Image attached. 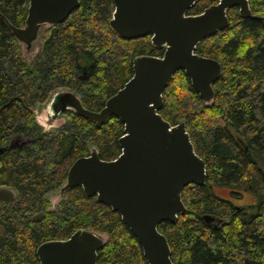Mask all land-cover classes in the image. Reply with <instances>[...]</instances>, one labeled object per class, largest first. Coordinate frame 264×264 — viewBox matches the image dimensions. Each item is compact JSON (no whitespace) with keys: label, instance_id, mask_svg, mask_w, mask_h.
<instances>
[{"label":"trees","instance_id":"obj_1","mask_svg":"<svg viewBox=\"0 0 264 264\" xmlns=\"http://www.w3.org/2000/svg\"><path fill=\"white\" fill-rule=\"evenodd\" d=\"M210 2L199 0L187 14L201 13ZM249 7L252 18L230 9L228 26L197 46L196 54L221 65L210 105L182 70L163 92L159 114L171 125L185 122L206 166L205 184H190L181 193L186 212L173 224L158 225L176 264H264V0H249ZM27 8L28 0H0V264H39L41 243L65 240L78 229L106 237L97 264H147L120 216L80 187L66 191L56 211L47 199L90 148L102 160L118 157L122 122L112 116L96 124L66 112L60 127L44 132L34 110L65 88L98 112L132 77L135 56L160 57L163 51L152 47L149 36L117 37L108 26L112 0H79L62 23L41 32L40 50L28 61L1 18L21 27ZM81 53L92 60L86 73L78 62ZM22 139L24 145L12 146ZM218 187L234 199L250 193L253 210L217 196Z\"/></svg>","mask_w":264,"mask_h":264},{"label":"water","instance_id":"obj_2","mask_svg":"<svg viewBox=\"0 0 264 264\" xmlns=\"http://www.w3.org/2000/svg\"><path fill=\"white\" fill-rule=\"evenodd\" d=\"M108 22L120 39L150 36L161 57L138 55L132 59V77L98 112L87 110L76 92L60 88L52 92L36 123L44 132L60 127L65 112L96 124L111 116L123 124L118 139L120 155L102 160L96 148L76 159L58 190V201L73 187L116 212L138 241L147 264H176L166 237L159 232L162 222L171 224L186 212L181 193L184 187L203 186L206 166L196 154L183 120L171 125L159 114L163 92L173 75L182 70L205 105L214 99L213 84L220 78L218 61L196 54L206 38L224 30L228 11L238 9L241 18H252L249 0H211L201 13L187 15L199 0H112ZM79 0H28L23 26L1 18L11 31L26 60L40 50V34L62 23ZM65 120V119H64ZM106 237L90 229H78L65 240H50L36 248L39 264H97V252Z\"/></svg>","mask_w":264,"mask_h":264},{"label":"flooded vegetation","instance_id":"obj_3","mask_svg":"<svg viewBox=\"0 0 264 264\" xmlns=\"http://www.w3.org/2000/svg\"><path fill=\"white\" fill-rule=\"evenodd\" d=\"M211 1V0H210ZM215 2H210V5L211 4H214ZM188 13V12H187ZM188 15V14H187ZM150 37V36H149ZM162 51H163V49H162ZM161 57V56H160ZM91 57L90 56H87V55H84L83 53H81V54H79V56H78V62H79V64L82 66L81 68L83 69L82 71L84 72V73H86V71L88 70V68L91 66ZM38 106V105H37ZM66 113V112H65ZM65 113H63L62 114V116L61 117H64V114ZM36 114H35V110H34V116H35ZM112 117V116H111ZM52 130H54V129H52ZM52 130H50V131H52ZM49 131V132H50ZM24 140L22 139V140H16V141H14L13 143H12V146L13 147H19V146H21V145H24ZM119 144V143H118ZM120 153H121V148H120ZM120 155V154H119ZM118 155V156H119ZM88 156V155H87ZM85 157V156H84ZM73 188H75V187H73ZM81 188V187H80ZM219 188V187H218ZM82 189V188H81ZM224 189H226V188H224ZM83 191V190H82ZM227 191H229L228 189H226V193H228ZM54 193H56V192H54ZM54 193H51V194H48L47 195V199H48V201H49V204H50V209L52 210V211H56L57 210V206H58V203H59V201H57L56 203H54L53 204V202H52V200H50V196L52 195V194H54ZM84 193V192H83ZM243 193H248V192H243ZM242 193V195L240 196V198L239 199H234V198H231L232 197V195L230 194V192H229V196H228V194H227V197H228V199L229 200H231L233 203L235 202V201H237V202H240L245 196H248V195H246V194H243ZM250 194V193H249ZM85 195V194H84ZM251 195V194H250ZM86 196V195H85ZM252 196V195H251ZM87 197V196H86ZM91 197H95V196H91ZM61 200V199H60ZM96 200V199H95ZM236 205V204H235ZM252 205H254V201H253V203L252 204H242L241 206L240 205H236V206H239V207H243V208H245L246 209V211L247 212H250V211H252L253 209L250 207V206H252Z\"/></svg>","mask_w":264,"mask_h":264},{"label":"rangeland","instance_id":"obj_4","mask_svg":"<svg viewBox=\"0 0 264 264\" xmlns=\"http://www.w3.org/2000/svg\"><path fill=\"white\" fill-rule=\"evenodd\" d=\"M43 108H44V106L43 107L36 106V108H35L36 117L40 118L42 116V112L44 110ZM64 119H65L64 117H60L58 122H64ZM227 192L228 193H226V189H224V188H214V193L217 196L224 198V199H228L227 194L229 196V191H227ZM243 194H246L248 196H245L240 202L235 201L234 204L241 206L242 204H249L250 205L253 203V201L255 202V198L253 196H251L249 193H243ZM57 198H58V192H56L50 196V200H52L53 204L58 201Z\"/></svg>","mask_w":264,"mask_h":264}]
</instances>
